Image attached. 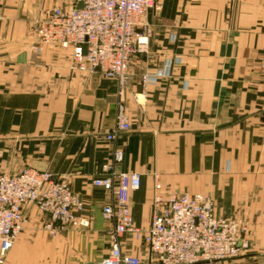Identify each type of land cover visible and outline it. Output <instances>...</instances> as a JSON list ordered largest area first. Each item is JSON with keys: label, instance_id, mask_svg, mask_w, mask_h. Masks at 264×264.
Wrapping results in <instances>:
<instances>
[{"label": "crops", "instance_id": "1", "mask_svg": "<svg viewBox=\"0 0 264 264\" xmlns=\"http://www.w3.org/2000/svg\"><path fill=\"white\" fill-rule=\"evenodd\" d=\"M75 2L0 0V173L66 175L89 220L52 234L48 216L26 206L4 264H98L110 253V195L93 181L115 147L124 153L116 169L141 175L130 193L136 225L151 224L157 174L164 194H209L220 216L247 221L250 250L218 264H264V0H161L142 20L149 47L123 85L72 70L70 48L32 34L54 7ZM120 105L131 128L112 142ZM124 250L152 264L143 241Z\"/></svg>", "mask_w": 264, "mask_h": 264}, {"label": "built area", "instance_id": "2", "mask_svg": "<svg viewBox=\"0 0 264 264\" xmlns=\"http://www.w3.org/2000/svg\"><path fill=\"white\" fill-rule=\"evenodd\" d=\"M80 2L82 5L78 7ZM161 6V0H76L71 8L54 7L38 19L32 34L39 44L70 48L72 70L99 71L117 78L123 85L129 78L131 59L146 53L149 47L150 31L142 20L149 11H159ZM143 82H150V77L144 75ZM130 128L125 108L120 105L116 123L106 138L116 141ZM123 157V151L115 147L112 160L103 166V176L93 181L110 195L103 206V216L111 223V250L98 264H143L140 256L124 250L128 239L146 244L147 260L152 264H216L249 250L245 223L218 215L213 201L204 193L164 194L157 174H154L151 224L148 228L136 225L130 193L141 186V175L118 171L115 165ZM28 205H35L48 216L46 228L52 234L59 228L89 225V220L80 215L85 203L66 175L31 167L14 174L2 173L0 264L5 262L23 230Z\"/></svg>", "mask_w": 264, "mask_h": 264}, {"label": "rangeland", "instance_id": "3", "mask_svg": "<svg viewBox=\"0 0 264 264\" xmlns=\"http://www.w3.org/2000/svg\"><path fill=\"white\" fill-rule=\"evenodd\" d=\"M2 173H6V172H1L0 174H2ZM178 193H181V192H179V191H177ZM184 193V192H183ZM185 193H188V192H185ZM196 193H198V192H196ZM205 194V193H204ZM78 195V194H77ZM206 195H208L210 198H211V200L213 201V203H214V200H213V198H212V196L211 195H209V194H206ZM214 208H215V205H214ZM215 212H216V208H215ZM83 213V212H82ZM82 213H80V215H82ZM217 213V212H216ZM218 214V213H217ZM219 215V214H218ZM226 218H232V219H235V220H237V221H241L242 223H245L246 224V228H247V231H246V234L248 233V231H249V226H248V223H247V221L246 220H244V219H242V218H239V217H226ZM89 226V225H88ZM88 226H85V227H88ZM85 227H83V228H85ZM68 228H75V227H73V226H70V227H68ZM245 234V238L250 242V239L247 237V235ZM250 247H251V243H250ZM249 250H250V248H249ZM249 250H247L246 252H248ZM245 252V253H246ZM244 254V253H243ZM243 254H241V255H243ZM240 255V256H241ZM239 257V256H238ZM238 257H235V258H231V259H227V260H221V261H217V263L216 264H218V262H223V261H229V260H233V259H236V258H238ZM4 264V263H3Z\"/></svg>", "mask_w": 264, "mask_h": 264}, {"label": "water", "instance_id": "4", "mask_svg": "<svg viewBox=\"0 0 264 264\" xmlns=\"http://www.w3.org/2000/svg\"><path fill=\"white\" fill-rule=\"evenodd\" d=\"M81 5H82V3L80 2L79 4H78V7H81ZM91 264V263H90Z\"/></svg>", "mask_w": 264, "mask_h": 264}]
</instances>
